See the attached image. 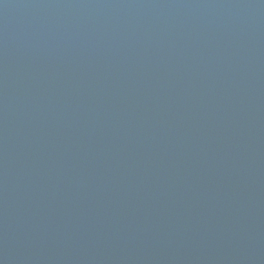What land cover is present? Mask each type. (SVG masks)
Wrapping results in <instances>:
<instances>
[{"label":"water","instance_id":"1","mask_svg":"<svg viewBox=\"0 0 264 264\" xmlns=\"http://www.w3.org/2000/svg\"><path fill=\"white\" fill-rule=\"evenodd\" d=\"M0 264H264V0H0Z\"/></svg>","mask_w":264,"mask_h":264}]
</instances>
